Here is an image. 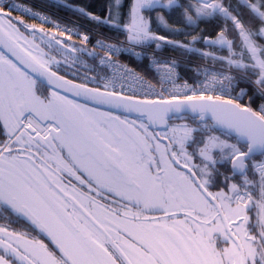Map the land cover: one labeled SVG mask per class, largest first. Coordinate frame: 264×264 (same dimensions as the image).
Masks as SVG:
<instances>
[{
  "label": "snow or ice",
  "instance_id": "snow-or-ice-1",
  "mask_svg": "<svg viewBox=\"0 0 264 264\" xmlns=\"http://www.w3.org/2000/svg\"><path fill=\"white\" fill-rule=\"evenodd\" d=\"M8 7L0 0V264H264V159H255L264 158V103L250 106L255 96L264 100V0H130L126 17L122 0H110L103 20L81 7V15L126 34V47L98 39L91 50L88 35L54 24L59 37L81 36V46L68 44L11 16L30 9ZM176 9L183 29L163 15ZM152 12L158 27L177 34L202 21L223 26L214 38L192 35L186 44L154 32ZM201 40L215 51L192 46ZM152 44L198 54L205 61L193 70L198 79L178 83L177 62L151 56L169 97L121 96L117 77L145 81L113 57L140 56L135 48ZM51 51L69 66L98 58L113 76L100 78L104 91L73 83L58 74L62 62ZM242 83L253 89L248 104ZM62 91L147 114V122L89 108ZM154 126L166 129L162 138ZM250 172L259 176L258 200Z\"/></svg>",
  "mask_w": 264,
  "mask_h": 264
},
{
  "label": "built area",
  "instance_id": "built-area-1",
  "mask_svg": "<svg viewBox=\"0 0 264 264\" xmlns=\"http://www.w3.org/2000/svg\"><path fill=\"white\" fill-rule=\"evenodd\" d=\"M3 4L5 5V9L7 10H9L8 6H19L21 8L30 9L31 11L27 14L20 10H12V11L24 17L38 21L42 24H47L55 31L56 28L54 27V24H58L61 27H67L69 29H72L74 33L79 32L81 34H86L90 37V40L88 41L87 44H89L92 47L98 39H103L108 43L117 44L118 46L121 47L127 46L126 38L108 32L99 25L93 24L90 20L88 21H90L91 23L87 22L86 19L77 18L69 14L63 13L59 10L47 7L46 5L42 4L37 0H3ZM32 12L38 13L40 16L46 17L47 22L41 20L39 17L32 18L31 17ZM65 35L68 36V33H66ZM72 37L81 40L80 35L73 34ZM195 48L206 51H215L214 49L210 50L200 47H195ZM135 51L141 53V55L135 56L131 52L122 51L121 53L115 55L113 57V60L121 65H125L129 69H132L135 73H138L139 76H141L145 81V86L141 87L140 85L135 84L128 79H125L123 82H121V80L117 77L115 91L120 94L136 96L144 99H167L169 97V93L167 91L162 90L160 74H158L157 71L153 68L149 57L155 56L158 60L169 61V62L175 60L178 64L177 71L179 72L180 75V79L179 81H177L178 83H182L184 80H187L188 83L194 84L198 79V77L196 76L193 70L205 63V61H203L198 54L197 56H194L193 54L190 53H185V54L178 53L171 50H167L163 47H161L160 49H156L155 45L136 47ZM101 54L103 55L102 52ZM217 54L222 55L220 53ZM131 62L138 63V65H140L139 66L140 69L133 66ZM206 63L211 64L212 61L209 60ZM100 67L102 69L100 78L101 77L108 78L113 76V71L111 69H109L106 66H100ZM100 83L103 86L104 80L100 79ZM121 83H123V87H121ZM148 85H151V89L147 87ZM164 87L170 88L171 85H165ZM240 87H248V86L242 83ZM108 90L111 91L112 89H108ZM236 91H239V88H237ZM248 101H249V88H248V95L244 96L241 102L246 103ZM261 103H264V100L259 98V100H257L254 104L255 109H258Z\"/></svg>",
  "mask_w": 264,
  "mask_h": 264
},
{
  "label": "trees",
  "instance_id": "trees-1",
  "mask_svg": "<svg viewBox=\"0 0 264 264\" xmlns=\"http://www.w3.org/2000/svg\"><path fill=\"white\" fill-rule=\"evenodd\" d=\"M45 3H47L49 6L58 9L64 13H68L71 16L77 17V18H85V16L81 15L77 9L78 8H84L87 12L92 13L93 15L99 16L102 20L108 15V5L110 0H43ZM228 0H224L226 3ZM231 3H238V0H229ZM182 3H185L184 0H182ZM181 13V9H176ZM181 16V15H180ZM89 23L98 24L99 26L103 27L104 29L112 32H119V34H124V32L117 30L114 27H111L107 24L99 23L93 20L88 21ZM179 24H183L182 19H179ZM177 22V23H178ZM120 23L122 24V19L120 20ZM222 25V21L219 19H214L210 21H202L198 27H195L193 29H185L184 31L180 33H173L169 30H165L162 27H158L157 23L152 22V30L156 32L158 35H164L168 38H171L172 40H188L190 41L192 35H200V36H206V37H212L214 38L218 31L220 30ZM187 33V34H185ZM44 46V45H41ZM164 48L173 50V51H180V49L174 48L171 45H163ZM134 65V64H133ZM138 69H140L138 63L135 65ZM95 69V66L93 70ZM249 91L253 95V89L249 86ZM258 96H255L253 98V101H257ZM253 107V104L251 102V105Z\"/></svg>",
  "mask_w": 264,
  "mask_h": 264
},
{
  "label": "flooded vegetation",
  "instance_id": "flooded-vegetation-1",
  "mask_svg": "<svg viewBox=\"0 0 264 264\" xmlns=\"http://www.w3.org/2000/svg\"><path fill=\"white\" fill-rule=\"evenodd\" d=\"M23 21H25L24 19H22ZM25 23L29 24V25H33V24H30L28 22L25 21ZM35 25V24H34ZM37 28H39L40 26L39 25H36ZM45 31L46 32H49L50 34H52L53 32L51 30H49L48 28L44 27ZM21 31L22 32H25V35H28V33L25 31V29L21 28ZM57 37L59 39H63L66 43L68 44H74L76 45L77 47L81 46V43H79L78 41L74 40V39H71V40H68V38L66 37H59V35L57 34ZM31 38V37H29ZM37 43H40L39 41V38H37ZM42 47H45V46H42ZM87 47V46H86ZM89 50H91L92 48L90 47H87ZM1 51V50H0ZM45 51H49L46 47H45ZM50 55L54 56L56 59L58 60H61V67H60V70H59V74L61 75H64L72 80H75V81H79V82H82V83H87V84H90V85H94L96 83V80H89V81H86L85 80V77H95L94 73H93V68H94V65H95V60H93L92 58L84 55V56H81L80 57V61H83L84 63H81L80 61H77L75 64H72L71 66L69 65H65L63 63V60H64V57L63 55L59 54V53H56L55 51H51L50 52ZM85 65H88V66H91L92 67V70L90 71L88 67H86ZM54 70H56L54 68ZM73 73H75V75H73ZM75 100V99H73ZM77 101V100H75ZM77 102H80V101H77ZM80 103H83V102H80ZM85 104V103H83ZM86 106H88L89 108H95V109H98L99 111L101 112H105V113H111L113 116H119L121 119H127L129 120L130 122H135V124H140L142 122L146 123L144 120L138 118V117H134V116H129V115H126V114H121V113H116V112H112V111H108V110H104V109H101V108H97V107H93V106H90L88 104H85ZM182 121H179V120H170L168 121V124L169 126L173 125V124H178V123H181ZM151 132L153 133H160L161 135V138L163 137V134L164 132L166 131V129L164 128H160V129H153V128H150L149 129ZM162 143H167L166 140H163L162 139ZM256 160H261V159H264V158H261L259 156L255 157ZM220 167V171L221 172H224L225 174H228L230 172V167L228 165H224V166H219ZM249 178L250 179H254L255 181H257V186L256 188L254 189L253 191V199L254 200H258L259 199V184H258V181H259V176L258 174H253V173H249ZM239 180V178H237V181ZM236 182V181H234ZM217 189L216 188H213L212 191H216ZM258 209L253 206L251 211H250V216L253 217V221L255 220V217H256V213H257ZM150 215H158L156 213H150ZM12 227L20 230L23 228V225L21 224H13L11 225ZM33 235L35 233H32ZM46 243H48L47 240H45Z\"/></svg>",
  "mask_w": 264,
  "mask_h": 264
},
{
  "label": "water",
  "instance_id": "water-1",
  "mask_svg": "<svg viewBox=\"0 0 264 264\" xmlns=\"http://www.w3.org/2000/svg\"><path fill=\"white\" fill-rule=\"evenodd\" d=\"M0 50L1 51L3 50L2 45H0ZM59 75H61V74H59ZM62 76H64V75H62ZM64 77H65V79L70 80L73 83L82 84V82L72 80V79H70V78H68L66 76H64ZM87 87H89V88H100L99 86L90 85V84H87ZM100 90L101 91H104L105 89L100 88ZM61 94L62 95H67L69 98L75 99L77 101L83 102V103L88 104V105L93 106V107L101 108V109L108 110V111H112V112H116V113L126 114V115H129V116L138 117V118L144 120L145 122H147V119H148L147 114H143L142 115L140 112H137V111L128 112L124 108H122V107H116L115 105L97 104L96 102L91 101V100L87 99L86 97H83V96L77 97V96H75L71 92L65 93V92L62 91ZM120 95L123 96V97H125V98L132 99V100H141V101L142 100H148V99H142V98H138V97H134V96H129V95H123V94H120ZM152 128L153 129H160V128H163V126H154Z\"/></svg>",
  "mask_w": 264,
  "mask_h": 264
},
{
  "label": "rangeland",
  "instance_id": "rangeland-1",
  "mask_svg": "<svg viewBox=\"0 0 264 264\" xmlns=\"http://www.w3.org/2000/svg\"><path fill=\"white\" fill-rule=\"evenodd\" d=\"M130 2V0H122V3L124 5V7L121 9V11L125 14V17H126V14H127V5L128 3ZM180 3H182V0H179ZM184 2H186V0H184ZM231 3V2H230ZM237 4V3H235ZM234 3L232 4L233 6L235 5ZM146 15H150L151 18H152V22H155L157 23L156 21V12H152V13H146ZM163 15H165V17L167 18V21L170 25H172L173 27H176V28H184V24H179V19H181V16H180V12L178 10H174V11H165L163 13ZM11 16L13 18H18V19H21L22 17L21 16H17V15H14L13 13H11ZM27 22V21H26ZM122 22L124 23L125 22V19L122 18ZM178 22V23H177ZM29 23V22H28ZM122 23V24H123ZM163 28V27H162ZM164 29V28H163ZM167 30V29H165ZM94 74L96 73V70L94 69L93 70ZM69 98V97H68ZM69 99H72V98H69ZM77 102V101H76ZM80 103V102H78ZM80 104H83V103H80ZM85 105V104H83ZM88 107V106H87Z\"/></svg>",
  "mask_w": 264,
  "mask_h": 264
}]
</instances>
